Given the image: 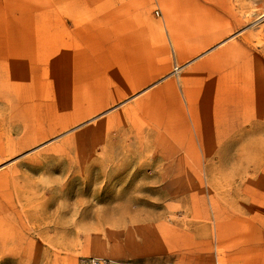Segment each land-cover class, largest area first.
Returning a JSON list of instances; mask_svg holds the SVG:
<instances>
[{
    "label": "rangeland",
    "instance_id": "1",
    "mask_svg": "<svg viewBox=\"0 0 264 264\" xmlns=\"http://www.w3.org/2000/svg\"><path fill=\"white\" fill-rule=\"evenodd\" d=\"M0 264H264V0H0Z\"/></svg>",
    "mask_w": 264,
    "mask_h": 264
},
{
    "label": "bare ground",
    "instance_id": "2",
    "mask_svg": "<svg viewBox=\"0 0 264 264\" xmlns=\"http://www.w3.org/2000/svg\"><path fill=\"white\" fill-rule=\"evenodd\" d=\"M32 135H34V134H32ZM24 139L25 140H23L22 142H20L19 145H18V146L22 145L21 148H24V147L28 146V144H30L31 142H36V141L40 140L41 139V134L38 137H36V135H34V136H28V137H26ZM54 212L55 213L59 212V209H55L51 213L53 214Z\"/></svg>",
    "mask_w": 264,
    "mask_h": 264
},
{
    "label": "crops",
    "instance_id": "3",
    "mask_svg": "<svg viewBox=\"0 0 264 264\" xmlns=\"http://www.w3.org/2000/svg\"><path fill=\"white\" fill-rule=\"evenodd\" d=\"M238 110L234 109V112H237ZM216 125V124H215Z\"/></svg>",
    "mask_w": 264,
    "mask_h": 264
}]
</instances>
